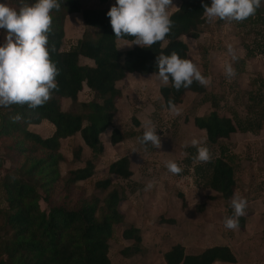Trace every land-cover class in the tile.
<instances>
[{
    "label": "trees",
    "instance_id": "16d2710c",
    "mask_svg": "<svg viewBox=\"0 0 264 264\" xmlns=\"http://www.w3.org/2000/svg\"><path fill=\"white\" fill-rule=\"evenodd\" d=\"M84 0H60L59 11L51 13L53 22L49 35V48L54 43L56 51L50 53L51 60L60 70L56 80L59 90L53 91L51 99L43 106L30 109L27 105L0 106V146L3 160L10 166L2 178L0 190L5 196L6 210H0V264H111L108 252L114 227L124 223L119 212L122 194L109 179L95 183L97 190L105 192L101 200L87 196L78 183L89 180L94 173V163L88 160L83 168L71 170L64 176L59 172L60 140L76 134L94 157L102 153L99 136L112 126L116 113L115 101L121 97L116 84L129 74L147 77L158 73L156 57L170 55L176 51L187 59L188 47L182 37L198 38V29L203 25V3L211 0H180L178 9L170 15L175 27L162 42L151 48L134 47L121 53L107 16L108 9H82ZM103 5L109 0H94ZM35 3L36 0H26ZM10 6L19 8L20 0H8ZM72 14H80L82 23L94 29V38L80 39L68 50L62 49L64 21ZM264 25V0L253 17L246 19ZM6 31L0 29V39ZM119 40L133 42L134 37ZM247 56L252 51L246 47ZM80 58L93 62V67L80 64ZM94 95L91 102L81 104L84 114L63 112V100L76 103L83 86ZM258 81L252 80L251 86ZM259 93L248 92L251 102L248 116L221 117L215 108L208 116L196 117L195 126L205 131L209 145H219L236 132L257 133L264 128V81L259 83ZM187 93L204 94L205 88L194 82L189 88L177 91L171 80L159 90L166 109L168 101L176 106L183 102ZM22 116L19 122L13 117ZM47 121L54 127L48 138L28 130ZM124 140L121 131L114 129L111 143L117 145ZM220 154L207 162L204 168H197L205 178L206 188L221 194L224 200L233 195L235 188L234 158L220 147ZM187 164H192L196 148H190ZM79 157V153L75 155ZM204 171V173H203ZM108 173L122 180L132 177L129 159L121 158L109 166ZM111 189V190H110ZM45 203L47 210H42ZM233 214H230L232 216ZM239 226L243 219L239 218ZM129 228V229H128ZM122 238L133 241L120 254L124 258L142 253L139 230L128 227ZM165 264H234L236 258L227 246L205 249L198 255H187L181 245H175L163 254Z\"/></svg>",
    "mask_w": 264,
    "mask_h": 264
},
{
    "label": "rangeland",
    "instance_id": "374dc122",
    "mask_svg": "<svg viewBox=\"0 0 264 264\" xmlns=\"http://www.w3.org/2000/svg\"><path fill=\"white\" fill-rule=\"evenodd\" d=\"M7 1L0 0V3ZM173 4L175 6L169 9L170 15L178 9L180 0H173ZM81 5L82 9H101L104 6L92 0H84ZM96 33L83 25L80 14L69 15L64 21L62 49L68 50L80 39L94 38ZM182 41L188 47L187 59L198 66L208 81L203 86L205 93H187L175 111L164 110L159 90L165 85L159 77L148 81L137 77L136 81L120 82L117 86L121 97L115 101L114 122L99 136L102 153L94 157L85 148L79 134L60 140L59 152L64 159L59 163V172L64 176L71 170L83 168L86 161L92 160L95 166L93 176L78 183V186L85 189L87 196H96L101 200L105 192L97 190L95 183L109 179L112 188L122 194L119 212L125 222L114 227L108 252L112 264H122L120 252L133 245V241H129L128 245L124 242L122 232L134 225L144 229L139 231L142 253L136 256L134 264H145L142 260L148 258L160 259L161 254L177 242L182 243L187 254H199L208 247L221 245L228 246L234 253L236 264H264V128L257 133L236 132L219 145H209L205 131L194 124L196 117L208 116L215 110V105L221 117L244 119L248 116L251 104L248 92L258 94L259 83L264 81V25L250 21L226 22L218 18L209 22L205 18L198 29V38L182 37ZM4 42L5 38L0 39V46ZM119 42L117 48L121 53L129 50L123 45L129 42ZM229 44L238 55L235 62L228 53ZM246 47L253 52L252 56H247ZM83 62L86 63L80 61L81 64ZM229 63L235 69V76L231 79L225 76ZM252 80L258 81V84L252 87ZM93 99L94 95L85 90L76 103L63 100L61 109L63 112L84 114L81 104ZM148 120L156 124L161 136L159 149L151 145L145 147L138 140L144 131L142 122ZM114 129L121 131L124 138L117 145L111 143ZM28 130L42 138L54 133V127L47 121L29 126ZM109 131L111 134H108ZM192 139L207 145L212 159L219 156L220 147L233 156V195L248 201L246 214L240 217L243 219L242 227L235 230L224 227L225 219L233 214L230 206L233 195L224 200L221 194L205 187L204 174L201 171L198 173L197 168H204L206 163L187 164L188 150L195 148L191 145ZM124 157L129 159L132 172L128 180L108 173L109 166ZM169 160L177 162L183 168L182 173H170L165 167ZM9 166V162L3 160L0 146V188ZM149 183H153V187L145 191ZM40 207L47 210L45 203H40ZM6 208L5 196L0 190V210ZM153 260V264H162L157 259Z\"/></svg>",
    "mask_w": 264,
    "mask_h": 264
},
{
    "label": "clouds",
    "instance_id": "9594fccd",
    "mask_svg": "<svg viewBox=\"0 0 264 264\" xmlns=\"http://www.w3.org/2000/svg\"><path fill=\"white\" fill-rule=\"evenodd\" d=\"M173 6V0H116L107 16L117 40L134 37L131 45L151 48L157 42H162L175 27L169 14ZM202 6L203 16L209 22L216 18L226 22H243L255 15L262 6V0H211V5L203 3ZM60 8V0H36L32 4L20 0L18 9L10 6V3H0V29L6 31L5 42L0 46V106L18 104L35 109L47 103L53 91L59 90L56 78L60 70L50 58L56 46L52 43L49 48V35L53 22L51 13ZM228 53L233 62L238 60L231 44L228 45ZM155 63L158 73L153 76H158L165 86L171 80L177 91L189 88L194 82L201 86L208 83L198 66L191 59L181 58L176 51L170 55H157ZM225 76L228 79L235 76L232 63L225 68ZM168 105L175 111L171 100ZM12 119L19 122L22 116L17 114ZM141 126L144 131L138 137L139 142L145 147L151 145L159 149L161 136L156 124L148 120L142 122ZM191 145L197 150L192 157L194 163L211 161L212 153L207 145L197 139H192ZM165 167L172 174L183 171L177 162L171 160L165 163ZM152 187L153 183H149L144 190ZM230 206L233 215L225 219L224 227L235 230L239 227V218L246 214L248 201L234 194Z\"/></svg>",
    "mask_w": 264,
    "mask_h": 264
},
{
    "label": "crops",
    "instance_id": "0c3cea01",
    "mask_svg": "<svg viewBox=\"0 0 264 264\" xmlns=\"http://www.w3.org/2000/svg\"><path fill=\"white\" fill-rule=\"evenodd\" d=\"M92 1H94V0H92ZM116 4V0H109L107 3H105V4H103L104 6L101 8V9H108V10H110L111 9V7L113 6V5H115ZM119 41H124V40H117L116 41V45H117V47H118V42ZM128 42V41H127ZM133 42H129V44H123L124 46H125V48L126 49H131L132 47L134 48V47H138V45H131ZM119 45H120V42H119ZM86 61V63H84L83 62V64H81V65H87V66H89V67H93V62L92 61H90L89 59H86V58H80V61ZM130 77H131V79H130ZM137 77H139V79H141L142 81H148V80H151V79H153V77H155V75L153 76V74L152 75H149V76H147V77H141L140 75H138V74H129V75H127L126 76V78L124 79L125 81H129V80H133V81H136L138 78ZM158 77V76H157ZM123 80V81H124ZM120 82H122V81H120ZM120 82H118L117 84H116V86L120 83ZM162 83V82H161ZM162 85H164L163 83H162ZM117 88H118V86H117ZM119 89V88H118ZM85 90H87L88 91V93L90 94L91 92L88 90V88L85 86V84H84V86H83V90L82 91H85ZM120 90V89H119ZM81 95V92L78 94V98H79V96ZM69 101V100H68ZM160 102H161V104H162V108L164 109V110H168V109H166L165 107H164V104H163V101L162 100H160ZM51 125V124H50ZM69 139V138H68ZM122 143V142H121ZM120 144V143H119ZM83 145V144H82ZM82 147V146H81ZM85 148H87L86 146H85ZM138 181H140V180H138ZM141 182V181H140ZM125 222V221H124ZM136 222H131V224H135ZM133 228H135V229H137V230H141V231H144V229H142V228H140L138 225H134L133 226ZM113 239V238H112ZM124 240V242L127 244V243H130L128 240H125V239H123ZM111 243V240H110V242H109V244ZM128 245V244H127ZM175 245H181L183 248H184V246L182 245V243H180V242H177V243H173L172 244V246L171 247H173V246H175ZM215 246H221V245H215ZM215 246H211V247H215ZM170 247V248H171ZM211 247H208V248H211ZM228 247V246H227ZM170 248L169 249H167V250H165L162 254H161V256H160V259L159 258H148V259H146V260H142V262H145V264H153L154 262V260L153 259H157L159 262H161L162 264H165V262H164V260H163V254L164 253H166L167 251H169L170 250ZM208 248H206V249H208ZM229 248V247H228ZM230 249V248H229ZM110 250V249H109ZM205 250V249H204ZM203 250V251H204ZM186 254H187V252H185ZM200 254V253H199ZM234 254V253H233ZM187 255H198V253L197 254H187ZM136 256H138V255H136ZM130 257V258H122V264H134L135 263V259H137L138 257ZM235 256V255H234ZM236 258V257H235ZM111 264H112V262H111ZM137 264V263H136ZM214 264H225V263H218V262H216V263H214ZM234 264H236V262L234 263Z\"/></svg>",
    "mask_w": 264,
    "mask_h": 264
}]
</instances>
